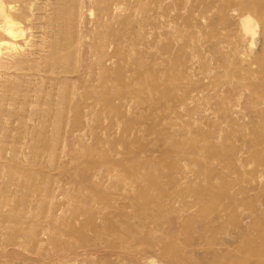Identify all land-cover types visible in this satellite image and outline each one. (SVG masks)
I'll list each match as a JSON object with an SVG mask.
<instances>
[{
  "label": "rangeland",
  "instance_id": "obj_1",
  "mask_svg": "<svg viewBox=\"0 0 264 264\" xmlns=\"http://www.w3.org/2000/svg\"><path fill=\"white\" fill-rule=\"evenodd\" d=\"M47 2L51 7L56 0ZM144 4L120 2L123 39L115 63L109 65L107 88L99 94L116 109L104 114L107 121L76 125L80 136L63 146L52 175L47 173L48 157L44 167L34 165L46 172L37 180L38 193L13 187L16 203L0 206V264H57L53 263L57 246L66 244L70 230L87 220L79 214L82 205L76 211L67 202L76 198L85 176L95 170L128 177L134 172L147 178L150 186L151 179L173 187L174 178H185L186 191L175 204L177 210L159 220L164 242L158 247L145 245L144 264H183L176 249L171 252L175 259L165 257L162 246L168 242H175L194 264H264V30L259 28L251 45L252 37L241 27L243 15L258 19L264 14V0H145ZM84 5L96 13L92 1ZM94 17L83 27L87 34ZM140 55L148 65L159 62L146 84L135 75ZM88 63L94 66L95 78V63ZM184 94L186 103L180 107ZM80 112L68 114L73 119L68 128L75 126ZM46 130L52 132L50 127ZM52 182L63 190L50 202L46 188ZM192 182L196 188L189 187ZM26 196L27 203L20 201ZM44 227H49L54 241L38 246L32 236Z\"/></svg>",
  "mask_w": 264,
  "mask_h": 264
},
{
  "label": "bare ground",
  "instance_id": "obj_2",
  "mask_svg": "<svg viewBox=\"0 0 264 264\" xmlns=\"http://www.w3.org/2000/svg\"><path fill=\"white\" fill-rule=\"evenodd\" d=\"M86 1L56 0L49 7L47 0H0V206L16 203V194L11 192L13 187L29 188L38 193L37 182L46 172H43L44 168H33L34 165L45 166L48 157L47 173L52 175V171L58 169L63 146L80 136L76 125L92 126L107 121L109 116L104 114L115 108L111 100L102 101L99 94L107 88L112 74L109 65L115 63L117 47L123 39L120 30L124 22L120 17L122 0H90L96 7V13L85 9ZM144 1L137 0L138 5L144 6ZM94 15L90 28L92 35L87 34L83 27ZM241 27L246 35L252 37L253 45L259 28L264 30V14L261 13L258 19L251 14L243 15ZM87 38L91 40L89 43ZM90 61L95 63V78ZM136 61L140 69L135 75L146 84L154 70H158L159 62L155 60L148 65L143 55ZM179 102L180 107L186 103L185 94ZM74 111H81L74 121L76 127L68 128L66 125L73 123L70 112ZM46 127H50L52 132L47 133ZM132 173L128 177V174L95 170L85 176L84 187L78 189L76 198L67 203L76 211L82 205L79 214H85L87 220L70 230L72 237L64 241L66 244L58 243L53 263L109 264L105 260L113 259L116 264H126L127 261L142 264L145 245L158 247L164 242L159 220L168 214L172 216V209H176L175 204L186 191L182 188L186 180L184 177L174 178L177 180L171 187L150 177V186L147 178L144 180L139 174ZM189 184L190 188L195 187L193 182ZM46 189L50 202H53L63 187L52 182ZM26 197L20 201L27 203L29 198ZM59 209L61 213L65 212L64 207ZM49 211L52 212L51 207ZM66 234L64 232V236ZM52 240L49 227L34 231L32 236V241L38 246ZM174 249L183 264H194L180 247L176 248L175 242L162 246L163 254L170 260L175 259L171 253ZM27 258L34 260L31 256ZM244 263L236 261L232 264Z\"/></svg>",
  "mask_w": 264,
  "mask_h": 264
}]
</instances>
